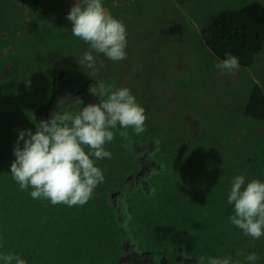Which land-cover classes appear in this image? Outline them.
Returning a JSON list of instances; mask_svg holds the SVG:
<instances>
[{"label": "rangeland", "instance_id": "rangeland-1", "mask_svg": "<svg viewBox=\"0 0 264 264\" xmlns=\"http://www.w3.org/2000/svg\"><path fill=\"white\" fill-rule=\"evenodd\" d=\"M20 1L0 0V32L20 27ZM251 1L264 2L103 0L111 15L125 23L128 44L127 58L123 61H111L101 54L98 61L102 60L104 67L98 72L70 61L72 55L80 60L89 50L87 43L72 34L70 21L63 25L64 39L58 37L57 27L52 24L24 42L27 45L24 56H35V63L39 57L40 63L49 66L61 57L67 59L65 65L56 67H59L57 71L51 74L46 71L47 97L43 108L33 112L37 121L50 118L60 107V111L76 114L84 105L99 103L100 98L91 95L89 87L111 80L114 89L128 87L145 108L147 136L162 135L161 139L169 140L161 149L165 162L155 175L158 187L144 181L148 173L136 174L135 179L127 182L129 188L140 182L148 195L137 192L127 200L124 192L116 194L111 210L98 201L106 192V187L101 189L100 184L83 206L52 205L47 199H33L32 204L25 207L37 217L35 223L21 212L23 206L19 199L31 196L32 189L22 190L10 173L19 136L14 135L17 124L11 121L7 126L0 115V144H3L0 147V228L2 225L10 229L19 226V231L26 235L13 253L26 259L28 264H113L110 258L120 240L127 243L122 257L126 264H207L210 257L220 256L251 264L243 257H236L238 249L255 252L259 256L255 264H261L264 236L253 239L231 224L229 217L234 214V206L228 203L227 197L235 176L245 175L247 184L257 179L253 175L260 170L264 173V143L257 151L259 155L204 148L210 146L206 141L211 131L217 130L218 134L220 126L233 127L231 132L241 127L244 106L254 83L264 89V47L255 55L250 67L240 65L234 73H227L215 67L221 59L202 37V30L220 10ZM78 2L82 0H75ZM29 5L30 1L24 3V7ZM20 33L18 30L17 34ZM73 65L81 67V75L68 68ZM13 80L10 76L0 82V108L4 105L1 97L5 85ZM79 81L82 85L74 89ZM23 87L27 92L30 83L24 82ZM76 98L83 99L85 104L76 103ZM69 102L75 104L74 107L70 108ZM6 113L12 114L10 109ZM246 122L249 129L264 131L263 122L250 119ZM26 124V129L34 127V124ZM190 137L192 141H188ZM224 137L219 143L226 148L221 143ZM153 144H142V151L137 153L135 161L143 167L149 168ZM135 146L139 148L140 144L136 142ZM104 159L109 168L116 167L118 159L113 154L111 159ZM96 164L103 168L101 160ZM252 166L260 168L257 173L251 170ZM110 211L125 225L126 237L112 226ZM116 223L113 220V224ZM148 249L162 251L165 257L159 255L154 262L155 252ZM0 254L5 253L0 249Z\"/></svg>", "mask_w": 264, "mask_h": 264}, {"label": "clouds", "instance_id": "clouds-1", "mask_svg": "<svg viewBox=\"0 0 264 264\" xmlns=\"http://www.w3.org/2000/svg\"><path fill=\"white\" fill-rule=\"evenodd\" d=\"M72 24V34L89 45L79 60L94 72L104 67L98 57L102 54L111 61L127 58V29L123 20L115 18L104 7L103 0H82L74 3L66 17ZM239 59L228 54L215 67L221 72L234 73ZM99 103H89L76 114L70 111L54 112L50 118L36 123L35 133L22 129L13 149L15 160L10 173L22 190L32 189L33 199H47L52 205L83 206L94 195L105 179L96 161L111 159L105 145L115 138L116 129L145 131V108L128 87L114 89L113 85L99 82L88 89ZM61 105V103H60ZM59 107V106H58ZM127 136V131H120ZM21 142L23 145L21 147ZM234 206L229 217L231 224L246 236L260 239L264 236V182L252 179L246 184L245 175L233 178L227 197ZM236 257L255 264V252L238 249ZM3 264H28L19 254H0ZM207 264H242L231 256L210 257Z\"/></svg>", "mask_w": 264, "mask_h": 264}, {"label": "trees", "instance_id": "trees-1", "mask_svg": "<svg viewBox=\"0 0 264 264\" xmlns=\"http://www.w3.org/2000/svg\"><path fill=\"white\" fill-rule=\"evenodd\" d=\"M29 1L30 5L24 7V3H29ZM74 3L75 0H21L18 3L22 7L20 9V27L18 29H5L3 32H0V82L5 81L10 76L14 78L12 82L5 85L4 95L1 97V103L4 105L3 108H0V115H2L7 126L11 121L16 122L17 129L14 135H19V131L22 129L26 130V123H29V125L34 124L35 127L36 123L39 122L35 118L36 114L33 115V112L35 109L40 111L43 108L42 104L47 97L46 86L48 76H46V71H51L50 74L57 71L59 67H56L62 66V64L65 65V60H67L61 57L52 61L51 66H49L46 63H40L39 57L35 63V56H24V48L27 50V45L24 42L32 39L34 34L47 30L52 24L57 27L56 34L58 37L64 39L65 33L63 31V25L66 21H69L66 17ZM18 30L21 31L20 34H17ZM202 37L207 46L219 59L223 60L228 54H231L238 57L239 65L250 67L254 62L255 55L264 47V2L251 1L242 6L227 7L220 10L214 16L211 24L202 30ZM36 47L39 48V46ZM72 56L74 57L70 61L72 63H78V56ZM73 67L68 68L79 71L81 75V67L78 65H73ZM24 82L30 83V88L27 92H25L23 87ZM110 82L111 80L106 81L107 84H110ZM81 85L79 81L74 89L79 88ZM97 98L101 99L99 96ZM75 101L76 103L85 104L83 99L76 98ZM69 103L70 108L74 107L75 104H72V102ZM8 109L11 110V115L6 113ZM62 112L65 111L62 110L61 114ZM242 115L244 122L241 124V127H238L234 131L231 132L233 127L220 125V132L218 131V134L216 133L217 130L214 132L211 131L212 135L206 141L210 146L204 147L205 150L243 151L253 155H259L260 153L257 151L262 145V142L264 143V135H262L264 131L249 129V122L245 123L249 119L264 123V89L259 83L253 84ZM34 127L31 125L28 129H31L35 133L36 129ZM113 131L115 132V138L110 144H106L105 147L118 160L114 169L108 167V161L106 159L101 160L102 169L107 173H104L105 179L100 183V186L101 189L105 186L106 192L102 198L98 199L99 202H102V205H107L110 210L114 207L113 197H116V194L124 192L127 200L137 192L148 195V191L141 186L140 182L133 188L127 187V182L130 179H135L137 177L136 174L145 176L148 173L149 175L145 177L144 181L148 182L151 186L158 187L155 185V175L161 167V163L165 162L164 157L161 155V149L166 147L167 141L169 140V138H166L167 140L161 139L162 135L147 136L148 130L146 129L140 134L135 133L131 128L116 129ZM120 131H127L128 135L121 136L119 134ZM255 131H258V133ZM197 136L198 133L195 137ZM223 136L225 137L221 143L226 148H223L219 143V140ZM192 140V137L188 139V141ZM136 142L141 147L139 146L138 148L135 146ZM149 142L157 144L158 147L154 144L153 148L151 147L150 152H153L148 162L149 168H146L141 166L139 161L136 162L135 159L138 156L137 153L142 151V144ZM236 143L237 146L234 147ZM2 145L0 144V147ZM155 160L158 161L156 165L154 163ZM154 166L157 169H152ZM259 169L257 166L251 167V170L255 173ZM253 176L264 182V173H261V170L259 174ZM19 199L20 205L23 206L21 212L36 223L38 221L37 217L31 214L30 208L25 207L26 205L32 204L33 198L26 196L19 197ZM129 209L132 212L131 207ZM111 217L112 226L118 228L121 235L126 237L128 230L124 227V224L118 222V215L113 216L112 213ZM113 220L117 221V223L113 224ZM2 227L0 228V249L5 254H15L13 250L18 248L17 243H21L26 235L19 231V226L13 229L5 225H2ZM126 246L127 243L125 245L120 240L117 242V250L110 258L113 264H126L122 258L125 253L124 247ZM148 251L155 252V249H148ZM164 254L162 251L155 252L153 257L154 262L155 257L161 255L164 258ZM145 255L147 256L146 253ZM261 258V264H264V256L261 255Z\"/></svg>", "mask_w": 264, "mask_h": 264}]
</instances>
